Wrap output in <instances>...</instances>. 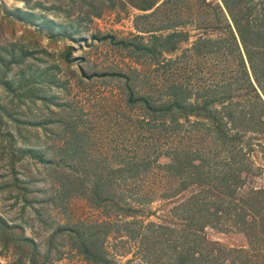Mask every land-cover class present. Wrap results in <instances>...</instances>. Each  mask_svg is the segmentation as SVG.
Listing matches in <instances>:
<instances>
[{
	"label": "rangeland",
	"instance_id": "rangeland-1",
	"mask_svg": "<svg viewBox=\"0 0 264 264\" xmlns=\"http://www.w3.org/2000/svg\"><path fill=\"white\" fill-rule=\"evenodd\" d=\"M231 3L252 62L223 0H0V264H90L68 240L81 222L122 227L102 235L109 264H264V0ZM174 32L161 62L130 56ZM135 71L133 99L176 83L192 106L148 117ZM70 112L90 157L135 164L111 181L121 210L59 203L65 168L43 160Z\"/></svg>",
	"mask_w": 264,
	"mask_h": 264
},
{
	"label": "trees",
	"instance_id": "trees-1",
	"mask_svg": "<svg viewBox=\"0 0 264 264\" xmlns=\"http://www.w3.org/2000/svg\"><path fill=\"white\" fill-rule=\"evenodd\" d=\"M224 6L228 11L232 22L240 36V39L244 45L246 54L252 62V52L249 50V35L251 34L249 29L244 28L239 18L233 11L231 0H223ZM143 10H150L151 5L148 7H141ZM178 37V33H170L168 35H153L150 39V43L146 42L142 37H135L136 47L140 53V57L136 51H132L130 56L136 58V60L146 58L148 55L155 54L156 61L161 62L164 57L163 43L173 41ZM127 43V40L121 41ZM153 42V43H152ZM133 45V41H130ZM127 45V44H126ZM202 45L199 44V46ZM160 46V49L158 47ZM137 71L134 72L133 78L127 79V84L130 90L128 94L130 96L131 104H138L139 107L146 112V115L154 120H168L174 122L177 119L178 113L182 111L185 106H192L189 102V91L187 87L180 84H173L169 86V95L167 97L155 98L151 95H145L140 99H133L139 93H136L133 84H137ZM132 80V85L130 84ZM171 94V95H170ZM259 99L263 102V97L259 93ZM139 100V101H138ZM211 103V100L203 99V105L199 108L205 109ZM82 115L70 112L62 122L60 127V139L62 140L61 147L56 151L55 159L43 160L44 164L50 168L63 167L65 171L60 172L61 177L58 179L59 184V203H64L72 197H82L90 202L95 208H101L103 210L114 211V209L121 210L120 206L124 202V196H119L115 192L114 187L111 185L112 179L117 175H122L124 171H132L131 163H127L123 168H109L100 161L94 160L90 157L89 153V137L84 130L82 123ZM55 160V161H52ZM171 167V166H170ZM128 169V170H127ZM66 170H69L66 172ZM119 214V211L116 213ZM131 222L124 223V227L130 226ZM104 229L103 232L99 231ZM119 232L122 227L111 223L102 224H89V223H77L68 224L69 243L75 248L79 254L90 264H109L112 257L105 250L104 242L105 237L102 235H108L110 231Z\"/></svg>",
	"mask_w": 264,
	"mask_h": 264
}]
</instances>
